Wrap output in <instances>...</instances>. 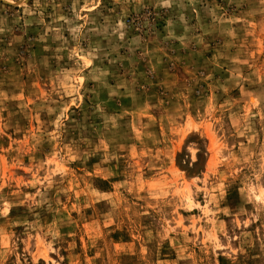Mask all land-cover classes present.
I'll list each match as a JSON object with an SVG mask.
<instances>
[{"label": "rangeland", "instance_id": "374dc122", "mask_svg": "<svg viewBox=\"0 0 264 264\" xmlns=\"http://www.w3.org/2000/svg\"><path fill=\"white\" fill-rule=\"evenodd\" d=\"M0 264H264V0H0Z\"/></svg>", "mask_w": 264, "mask_h": 264}]
</instances>
